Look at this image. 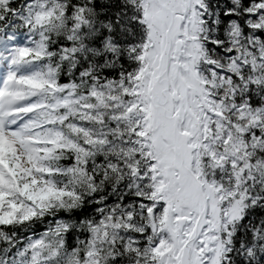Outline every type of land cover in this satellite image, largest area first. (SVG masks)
<instances>
[{"label": "snow or ice", "instance_id": "snow-or-ice-1", "mask_svg": "<svg viewBox=\"0 0 264 264\" xmlns=\"http://www.w3.org/2000/svg\"><path fill=\"white\" fill-rule=\"evenodd\" d=\"M0 264H264V0H0Z\"/></svg>", "mask_w": 264, "mask_h": 264}]
</instances>
